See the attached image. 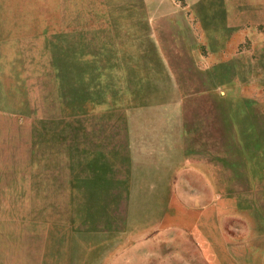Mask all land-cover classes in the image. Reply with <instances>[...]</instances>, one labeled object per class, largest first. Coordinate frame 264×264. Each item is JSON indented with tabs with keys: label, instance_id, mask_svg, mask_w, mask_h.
<instances>
[{
	"label": "rangeland",
	"instance_id": "1",
	"mask_svg": "<svg viewBox=\"0 0 264 264\" xmlns=\"http://www.w3.org/2000/svg\"><path fill=\"white\" fill-rule=\"evenodd\" d=\"M263 38L264 0H0V264H120L115 241L155 231L176 164L215 161L256 227L233 264H264V143L225 147L242 102L209 81L262 80L255 52L215 74L209 51Z\"/></svg>",
	"mask_w": 264,
	"mask_h": 264
},
{
	"label": "crops",
	"instance_id": "2",
	"mask_svg": "<svg viewBox=\"0 0 264 264\" xmlns=\"http://www.w3.org/2000/svg\"><path fill=\"white\" fill-rule=\"evenodd\" d=\"M218 44L222 46L210 48L209 51V66L215 70V74H223V71L231 69L234 59H250L254 52L256 59L249 68L264 70V38L261 43L258 41L256 48L238 53L228 42L218 41ZM229 79L209 80L215 99L219 97L221 89L226 90L224 93L227 94L232 89L235 90L230 91L233 98L242 102L241 107L234 108L235 116L242 117L238 133L242 139L239 142L234 140L233 130L231 126L227 129L226 121L228 133L225 147H256L264 143V78ZM224 163L225 167L216 161L203 164L177 163L173 172L178 186L185 179L196 180L199 185L188 189L177 186L172 190L155 231L151 230L142 237H134L130 232L125 242L121 235L114 244V249L119 252L120 264L126 260L132 263L137 259L143 260L145 264H233L234 261L253 259L243 256L248 255L254 245V242H250L254 239L253 231L256 228L250 220L251 207L244 190L239 186L240 178L233 170L232 161ZM127 245L128 250L121 253ZM179 246H185L184 250H180ZM256 257L258 259L259 255Z\"/></svg>",
	"mask_w": 264,
	"mask_h": 264
}]
</instances>
